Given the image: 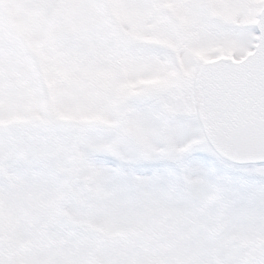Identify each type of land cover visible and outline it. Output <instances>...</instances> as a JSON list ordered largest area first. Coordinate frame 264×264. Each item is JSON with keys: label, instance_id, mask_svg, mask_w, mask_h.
Wrapping results in <instances>:
<instances>
[{"label": "snow or ice", "instance_id": "1", "mask_svg": "<svg viewBox=\"0 0 264 264\" xmlns=\"http://www.w3.org/2000/svg\"><path fill=\"white\" fill-rule=\"evenodd\" d=\"M0 264H264V0H0Z\"/></svg>", "mask_w": 264, "mask_h": 264}]
</instances>
